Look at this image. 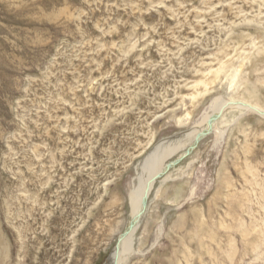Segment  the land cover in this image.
Returning <instances> with one entry per match:
<instances>
[{
  "label": "rangeland",
  "instance_id": "rangeland-1",
  "mask_svg": "<svg viewBox=\"0 0 264 264\" xmlns=\"http://www.w3.org/2000/svg\"><path fill=\"white\" fill-rule=\"evenodd\" d=\"M224 61L260 79L264 101V0H0L9 264H107L141 163L224 94L209 74ZM201 79L208 93L194 88ZM230 129L156 184L127 264H264V119L246 115Z\"/></svg>",
  "mask_w": 264,
  "mask_h": 264
},
{
  "label": "bare ground",
  "instance_id": "bare-ground-1",
  "mask_svg": "<svg viewBox=\"0 0 264 264\" xmlns=\"http://www.w3.org/2000/svg\"><path fill=\"white\" fill-rule=\"evenodd\" d=\"M231 32V31H230ZM229 34V33H228ZM232 39V38H231ZM259 39V38H258ZM262 39V38H261ZM229 43V42H228ZM245 44V43H244ZM225 45V43H224ZM248 45V44H247ZM257 48V47H256ZM255 48V49H256ZM202 49V48H201ZM240 49V48H239ZM221 50V49H220ZM238 50V49H237ZM257 50V49H256ZM222 51V50H221ZM239 52V51H238ZM245 52V51H244ZM261 52V51H260ZM258 51V53H260ZM128 53V52H127ZM218 53V52H217ZM216 53V54H217ZM251 53V52H249ZM256 53L255 55H257ZM213 54V53H211ZM261 54V53H260ZM127 55V54H126ZM214 55V54H213ZM212 55V56H213ZM220 55V54H219ZM234 55V53H233ZM246 55V54H245ZM223 56V55H222ZM243 56V54H241ZM239 55V58L241 57ZM259 56V55H257ZM210 57V56H209ZM216 59V58H215ZM245 59V58H244ZM260 59V58H259ZM242 60V59H241ZM246 61V60H245ZM248 61V60H247ZM213 62V61H212ZM242 62V61H241ZM216 63V62H215ZM234 63V61H233ZM264 63V61H263ZM220 67L216 70H210L209 74H213L216 81H225L224 82V94L220 95L213 99L211 106L208 111L198 120L193 129L186 135L176 138L174 141L164 140L157 144L153 150L148 153L145 157L142 165L140 166L139 176L137 178V182L133 184L129 191V205H130V220L134 218L141 211V203L146 190L147 184L158 174L163 172L164 168L175 159L181 157L185 151L193 145L196 136L199 132L206 130L209 126L211 127V132L209 135L215 136V144L214 148L220 147L223 142L227 139L228 134L230 132V126L238 123L244 116L246 115H255L260 119H264V101L262 99V95L258 88V84H263L260 79H257L256 83H250L246 78L242 75V70L239 67H235L233 65H229L227 62L220 63ZM238 64V63H236ZM211 65V64H210ZM240 65V64H239ZM243 65V64H242ZM207 66V65H205ZM244 66V65H243ZM264 66V65H262ZM203 67V66H202ZM208 67V66H207ZM212 67V66H211ZM242 67V66H241ZM206 68V67H205ZM207 69V68H206ZM209 70V68H208ZM207 70V71H208ZM204 72V71H203ZM258 72V71H257ZM206 73V72H205ZM249 73V72H248ZM258 74V73H257ZM201 75V74H200ZM204 75V74H203ZM200 78V77H199ZM206 79V77H204ZM212 78V77H211ZM203 79V80H205ZM201 79L200 82L194 85V88H199L200 86L205 87V93H208V89H206L207 81H203ZM210 80V79H209ZM208 80V81H209ZM219 83V82H218ZM98 84V83H97ZM221 84V85H222ZM221 85L219 87H221ZM188 86V85H187ZM212 87V84L211 86ZM188 88V87H187ZM204 90V89H202ZM211 90V89H210ZM193 91V90H192ZM215 92V91H214ZM197 97H203L204 92L196 91ZM192 93L191 100L197 98ZM122 111V110H121ZM188 115H190L188 113ZM219 115V118L214 121V116ZM189 118V117H188ZM178 119V118H177ZM113 120V119H112ZM187 120V117H186ZM185 120V121H186ZM213 120V121H212ZM111 122V121H110ZM109 122V123H110ZM183 123V122H182ZM180 122V124H182ZM246 123V122H245ZM240 125V124H239ZM244 125V124H243ZM244 128V127H243ZM246 129V128H245ZM244 129V130H245ZM243 130V131H244ZM248 134V133H247ZM250 134V133H249ZM207 135V136H209ZM206 138V137H205ZM204 139V138H203ZM173 140V139H172ZM245 142V141H244ZM226 147V146H225ZM242 150V149H241ZM239 153V152H238ZM191 155V154H190ZM244 155V154H243ZM176 156V158H175ZM171 159V160H170ZM242 160V159H241ZM250 160V159H249ZM240 164V163H239ZM246 166V165H245ZM251 167V165H250ZM253 168V167H252ZM181 169L178 165L174 167V169L169 170L162 178L157 181H154L150 184L149 197L154 190L156 184L158 183L160 186L165 185L170 180H173V174L176 171ZM253 172V171H252ZM251 172V173H252ZM254 173V172H253ZM181 174V173H180ZM178 176V175H177ZM180 176V175H179ZM252 176V175H251ZM227 177V176H226ZM221 180V179H220ZM222 181V180H221ZM219 183V182H218ZM229 184V183H228ZM253 184V183H252ZM257 184V183H256ZM181 189V188H180ZM216 189V188H215ZM224 189V188H223ZM231 189V188H230ZM224 191V190H223ZM193 192V190H192ZM215 196V195H214ZM228 196V195H227ZM242 196V195H241ZM240 196V197H241ZM161 197V196H160ZM220 198V197H219ZM242 201V200H241ZM229 203V202H228ZM238 203V202H237ZM230 205V204H229ZM149 198L147 207L143 217L137 226L130 231L125 237H123L119 241V249L117 252H113L111 258L109 260L112 262H117L118 264H127L130 258L140 253L137 251L141 248L144 239H137V233L142 225L143 219L147 215L149 211ZM240 207V206H239ZM243 208V207H242ZM248 211V210H247ZM255 211V210H254ZM230 215V214H229ZM220 221V220H219ZM238 221V220H237ZM130 222V221H129ZM219 223V222H218ZM240 223V222H239ZM244 223V222H243ZM227 224V223H226ZM254 224V223H253ZM191 225V224H190ZM163 226L161 225L157 237L160 238L163 234ZM198 226V225H197ZM239 226V225H238ZM253 226V225H252ZM223 227V226H222ZM198 228V227H196ZM232 228V227H231ZM242 228V227H241ZM201 229V228H200ZM125 231V230H124ZM123 231V232H124ZM121 232L120 238L123 234ZM190 233V232H189ZM207 233V232H206ZM215 233V232H214ZM208 234V233H207ZM192 235V234H191ZM190 235V236H191ZM245 235V234H244ZM195 236V235H194ZM193 237V236H192ZM202 237V236H201ZM194 238V237H193ZM119 239V238H118ZM221 239V238H220ZM180 241V240H179ZM186 241V240H185ZM198 241V240H197ZM218 246V244H217ZM232 249V248H231ZM0 251L4 252V255H0L1 262L0 264H9L8 252L5 246H0ZM209 252V251H208ZM232 253V252H231ZM230 253V254H231ZM207 255V254H206ZM213 256V255H212ZM232 260V259H231ZM222 261V260H221ZM20 263V262H19ZM18 264V263H17Z\"/></svg>",
  "mask_w": 264,
  "mask_h": 264
},
{
  "label": "water",
  "instance_id": "water-1",
  "mask_svg": "<svg viewBox=\"0 0 264 264\" xmlns=\"http://www.w3.org/2000/svg\"><path fill=\"white\" fill-rule=\"evenodd\" d=\"M219 118V115L214 116L213 120L216 121ZM212 120V121H213ZM211 132V127L209 126L206 130L201 131L198 133V135L196 136V139L193 143L192 146H190L185 153L179 157L178 159H175L174 161L170 162L163 170V172H161L160 174H158L157 176H155L146 186V190L142 199V203H141V211L134 217L132 218V220H130L127 228L125 229V231L123 232L121 238L119 237L115 248H114V252H117L119 249V241L125 237L130 231H132L137 224L140 222L141 218L143 217L146 207H147V203H148V198H149V191H150V184L154 181L159 180L160 178H162L169 170L173 169L176 165H178L184 158H186L187 156H189L198 146L199 142L205 138L207 135H209ZM110 257V256H109ZM107 264H112V262L109 260H107ZM113 264H118L117 262H113Z\"/></svg>",
  "mask_w": 264,
  "mask_h": 264
}]
</instances>
